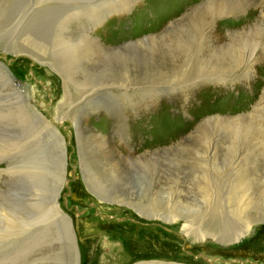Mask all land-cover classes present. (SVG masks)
Segmentation results:
<instances>
[{"label": "rangeland", "instance_id": "rangeland-1", "mask_svg": "<svg viewBox=\"0 0 264 264\" xmlns=\"http://www.w3.org/2000/svg\"><path fill=\"white\" fill-rule=\"evenodd\" d=\"M240 182L250 236L197 241ZM263 189L264 0H0V264H264Z\"/></svg>", "mask_w": 264, "mask_h": 264}, {"label": "bare ground", "instance_id": "bare-ground-1", "mask_svg": "<svg viewBox=\"0 0 264 264\" xmlns=\"http://www.w3.org/2000/svg\"><path fill=\"white\" fill-rule=\"evenodd\" d=\"M112 10H114V9H112ZM86 34H87V32H86ZM89 38H90L89 39L90 41L88 43H89V45L93 46V48H94L95 47V44H96V38L95 37H89ZM91 50H92V48L90 50H88V51H91ZM65 81H66V79H65ZM2 85L3 86H6L7 91L11 92L15 97H17L18 99L21 98V93H20L17 85L15 84V82H13L11 76L8 73L3 72ZM121 88H125V87H121ZM37 115H36V119L33 118L34 121L39 122L40 124L44 125V127H46L47 131H49V122L45 118H43L41 115H39V114H37ZM30 117H29V115L24 117V119H25L24 121L27 124H30V121H29ZM52 131L54 133V138H56L58 140L57 143L60 145L59 134L53 128H52ZM34 134H36V133H34ZM48 142H49V139H48ZM65 165H66V152H65L64 146H62V147H60V159H59V162H58V171H57L58 172V177L56 179L55 187L52 190L53 202L57 201V199L60 196V192L63 189V186H65V184H66V171L64 170ZM45 171H47L48 174H49V168L46 169ZM46 177H47V175H46ZM45 180H47V178ZM246 191H248V190L246 188L245 182H240L237 187L233 188L232 191L230 190V192H232L233 194L225 202V206H224L225 213L230 214L231 217H233V219L238 224V227H236L234 229V231L232 230L233 231L232 234L229 235V233L227 232V230L225 231V230H222V228L219 229V228L216 227L217 226L216 222H218L219 225H221L220 223L224 221V224H225V220H224L225 217L223 218L221 215H217V213H215L216 212L215 209L213 208L214 211L211 212L208 216L206 214L205 215V218L204 217H201L202 220H200V217H199V220L197 219L198 222H199V225L196 226V228H191L192 229L191 231H192V234H193L194 238L197 241H203V240L206 241V240H210V239L211 240L212 239H217V240L225 241L227 239H231V241L229 240L230 242H235V241H239V239H241V238L247 237V235L250 236V232L252 230V225L253 224H251L250 220L248 219V216H249V212H253L252 210L249 211L250 206H251V203H252V199L250 198L251 196H249V195H246L245 196ZM230 192L228 193L229 195H230ZM99 193L101 195H103L107 199H110L111 200V199L114 198V193L113 192L101 190V191H99ZM228 201H231V202H228ZM178 204H180V203L178 202ZM175 205H177V202L175 203ZM155 209L156 210L157 209H159V210L162 209L161 210L162 212L167 211V208L164 209V206L161 205V204L155 206ZM182 212H183V209H182ZM182 212H180L179 214L177 212V215H174L173 212H168L167 211L166 213H163V216L165 215L168 218L169 221L177 222V220H178L180 214H182ZM199 212H201V211H199ZM150 213H152L151 216H154V217H157L158 216L159 217V215L156 212H152L150 210ZM195 215L196 216H194V217H197V215H198L197 210H196ZM0 216L4 217L6 220L9 219L11 221L12 220L14 221V218L12 219L13 214L10 213V212H2V214H0ZM218 216L221 217L222 219L221 218H218L217 219L216 217H218ZM224 216H226V215H224ZM48 218H49V212L44 216V219L45 220L48 219ZM182 218L184 219V223H185V225L182 226V230L184 231V234L186 236H188V234L190 232L187 230V227H189V225H192L193 222H194V220L192 219L193 221L191 220L192 221L191 222L189 220L190 217H188V215H187V218H189V219L184 218L183 216H182ZM260 218H261V222H264V214H261L260 215ZM255 219H257V218H255ZM227 220H228V217H227ZM242 220H244L243 223H241ZM257 222L261 223L260 222V219L257 220ZM17 224H18V222H17ZM18 227H19V224H18ZM66 227H67V233H68V235L71 238V236H72V230H71V223L69 221H68V226H66ZM204 228H205V230H204Z\"/></svg>", "mask_w": 264, "mask_h": 264}, {"label": "water", "instance_id": "water-1", "mask_svg": "<svg viewBox=\"0 0 264 264\" xmlns=\"http://www.w3.org/2000/svg\"><path fill=\"white\" fill-rule=\"evenodd\" d=\"M77 264H78V262H77Z\"/></svg>", "mask_w": 264, "mask_h": 264}]
</instances>
